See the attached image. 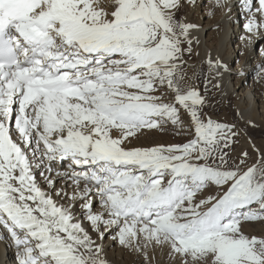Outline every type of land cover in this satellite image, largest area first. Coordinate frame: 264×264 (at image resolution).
I'll list each match as a JSON object with an SVG mask.
<instances>
[{"label":"snow or ice","instance_id":"6c2138e0","mask_svg":"<svg viewBox=\"0 0 264 264\" xmlns=\"http://www.w3.org/2000/svg\"><path fill=\"white\" fill-rule=\"evenodd\" d=\"M186 3L0 0V231L18 264H109L91 232L112 229L145 260L159 248L172 264H264V233L244 227L264 221V153L230 164L235 126L185 83L198 27L180 17ZM256 3L252 35L264 29ZM165 124L187 139L132 146Z\"/></svg>","mask_w":264,"mask_h":264},{"label":"bare ground","instance_id":"6f19581e","mask_svg":"<svg viewBox=\"0 0 264 264\" xmlns=\"http://www.w3.org/2000/svg\"><path fill=\"white\" fill-rule=\"evenodd\" d=\"M206 2L205 7L202 8L203 10L207 8L205 14L209 15L213 11L212 8L216 10L212 12L214 14L213 18L206 20L203 26L198 21L196 24L198 27L194 29L197 33L196 41L200 45V52L204 55L206 48L211 46L213 48L209 56L211 60H221V66H214L213 68L219 77L220 96L222 99L229 98L231 100L233 114L239 125L246 123L251 127L262 128L264 127V86L262 84L264 81L262 82L261 79L263 78L257 74H260L258 69L264 64V49L261 50L260 47L258 54H256L253 45L264 38V29L260 30L259 35H252L244 28V24L251 15L248 10L250 0H222L220 5L216 4V0H207ZM251 4L253 7L258 6L255 0H251ZM239 14H243V16ZM201 16L205 15L202 14ZM183 18L185 19V17ZM257 19H259L258 14ZM203 34L206 35L205 38ZM248 37H251V39H248ZM233 47L234 49H232ZM235 56L238 60L236 65L231 67V60ZM248 80L250 81L249 84ZM64 162L65 164L61 162V165L63 169H66L67 161ZM61 165L56 167L59 168ZM36 176L41 186L47 188V184L39 176L38 171ZM63 184L64 181L57 178L56 187H62ZM213 186L210 185L207 188ZM76 207L79 210L78 204ZM95 207L98 209L100 206L97 203ZM85 226L88 227L87 224ZM101 228L103 229V226ZM89 231L91 232L90 227ZM112 231L113 229L109 230L107 234ZM91 234L93 237H97L98 243H103L104 255L109 264H126L122 258L121 250L114 246L116 242L110 234L105 241L104 239L100 241L97 233L91 232ZM136 260L141 262L142 258L137 255ZM0 264H18L17 247L10 237L2 231H0Z\"/></svg>","mask_w":264,"mask_h":264},{"label":"rangeland","instance_id":"374dc122","mask_svg":"<svg viewBox=\"0 0 264 264\" xmlns=\"http://www.w3.org/2000/svg\"><path fill=\"white\" fill-rule=\"evenodd\" d=\"M206 1L207 0H195L194 4L186 3V6L180 12V17L182 19H184L183 17H185V19H187H184L186 22L194 25H196L197 22L200 21L201 26H203L206 20L214 17V14L212 12H215L216 10L215 8H212L213 11L209 15L205 14V10L207 12V8H205L204 10L202 8L205 7L207 3ZM202 14L205 16H201ZM241 15L243 16V14ZM196 36L197 33L193 29L191 31V37L193 38L192 52L191 54L185 53L184 56L185 60L188 61L184 66L185 83L198 87L201 93L206 96L208 104L205 106L204 112L208 116L219 122L235 126L234 131L237 133V135L235 137V143L231 146L230 149L229 163L231 164L233 161L237 160L240 157V154L242 152L247 151L248 157L245 165H243L242 167L250 166L256 163L259 159V154L256 151L257 149L260 153H264V127H251L246 123L242 124L241 126L239 125L238 120H236L233 114V105L231 104V100L229 98H226V100L222 99V97L220 96L221 89H219V77L213 70L214 66H210L208 63V61L211 59L209 56L213 48L211 46L207 47L206 52L203 55V53L200 52V45L196 41ZM203 37L205 38L206 35L204 36L203 34ZM260 47L261 50L264 49V38L262 40H258L257 43L253 45V50L256 54H258ZM232 49H234V47ZM212 60L214 61V59ZM237 60L238 59L236 56L233 60H231V67H234L236 65ZM261 68H264V64L259 67L258 72H260ZM257 75L261 76L264 79V74H261V72ZM263 79H261L262 82L264 81ZM232 82H234V80H232ZM249 82L250 81L248 80V84ZM262 84L264 86V83ZM182 119L184 120L185 124H189L190 118L186 114L182 115ZM186 139L187 136H185L184 134H177V129L174 126H172L171 124H165L162 130L152 129L144 131L137 139L132 141V146H151L154 144L183 143ZM261 163H264V161H261ZM63 164H65L64 161ZM216 191L217 189L214 185L211 188H206V190L202 193V196L215 195ZM244 227L246 232L251 234L260 235L264 233V221L249 222L245 224ZM116 231L117 229H113V231L109 233L110 236L113 237ZM109 234L106 233L104 241L108 238ZM93 238L96 239L97 237L95 236ZM114 242H116L114 243V246H116L117 249L121 250L122 258L124 259V262L126 264H172L170 258L167 255L166 249L164 251L160 250L159 248L148 249L149 257L151 258L154 256L155 259L145 260L142 252H137L130 248H125L124 246L120 245L117 240H114ZM137 255L142 258L141 262H137V260L135 261V257Z\"/></svg>","mask_w":264,"mask_h":264}]
</instances>
